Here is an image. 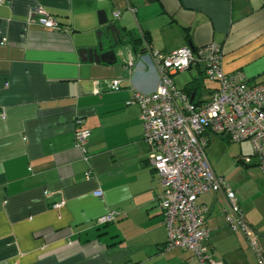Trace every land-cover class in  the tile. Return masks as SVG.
<instances>
[{
  "label": "crops",
  "instance_id": "obj_1",
  "mask_svg": "<svg viewBox=\"0 0 264 264\" xmlns=\"http://www.w3.org/2000/svg\"><path fill=\"white\" fill-rule=\"evenodd\" d=\"M31 7L48 12L59 28L42 27ZM102 13L126 36L106 46L114 53L110 64L87 54L99 32L108 33L99 24ZM127 34L140 39L135 50ZM212 42L222 48L226 74L263 82L264 0H0V264H192L190 252L162 251L166 231L155 202L161 188L146 163L139 107L127 102L135 91L158 86L145 45L169 53ZM171 78L178 90L196 86L197 104L216 88L201 64ZM114 80L117 92L109 91ZM79 128L88 132L85 155L74 145ZM206 136L208 162L227 178L231 169L207 153L218 136ZM237 200L245 222L257 228L245 214L247 202ZM198 203L209 208L204 245L211 257L259 264L245 238L227 226L224 196L209 192ZM114 210L124 217L97 225ZM258 230L264 254V225Z\"/></svg>",
  "mask_w": 264,
  "mask_h": 264
},
{
  "label": "built area",
  "instance_id": "obj_2",
  "mask_svg": "<svg viewBox=\"0 0 264 264\" xmlns=\"http://www.w3.org/2000/svg\"><path fill=\"white\" fill-rule=\"evenodd\" d=\"M130 11L135 12L133 8ZM30 15H38L39 24L46 29L59 28L52 15L40 7H31ZM119 15L117 11L113 16L117 19ZM144 49V55L157 71L158 86L152 93L135 91L127 104L139 107L142 141L148 148L146 163L161 188L155 202L161 210L166 231L162 251L190 252L192 264H219L204 245L210 233L206 226L209 208L199 204L198 198L209 192L220 193L228 204L227 226L245 238L258 263L264 264L259 233L245 222L236 193L225 177L213 172L206 156L208 133L232 143L248 142L251 157L257 160L264 175V81L250 85L241 72L226 74L222 69V48L213 42L169 53L151 51L147 45ZM193 64H201L205 79L216 84L205 103H193L184 91L174 86L171 78ZM128 65L133 66L131 60ZM119 90L120 81H112L109 91ZM0 118L5 119L1 109ZM87 136V131L76 130L74 145L84 155ZM244 162L249 163V158ZM90 174L86 172L85 178ZM94 195L102 197L100 191H95ZM123 217L121 211H109L96 223L102 226Z\"/></svg>",
  "mask_w": 264,
  "mask_h": 264
},
{
  "label": "rangeland",
  "instance_id": "obj_3",
  "mask_svg": "<svg viewBox=\"0 0 264 264\" xmlns=\"http://www.w3.org/2000/svg\"><path fill=\"white\" fill-rule=\"evenodd\" d=\"M106 35L108 33L103 36L104 41H107ZM211 150L214 161H219L218 167L231 169L232 173L226 174V180L228 184L233 185L238 199L247 202L245 214H248L252 221L258 224L257 228H252L260 233L258 228L264 225V219H260L262 218L260 215L264 216V175L258 167L257 160L251 157L250 144L248 142L232 143L228 139L218 137V143L211 144L207 153ZM247 158L251 165L244 162ZM254 205L259 208L257 212L254 211ZM256 213L260 215L257 216ZM262 231L261 229V233Z\"/></svg>",
  "mask_w": 264,
  "mask_h": 264
},
{
  "label": "water",
  "instance_id": "obj_4",
  "mask_svg": "<svg viewBox=\"0 0 264 264\" xmlns=\"http://www.w3.org/2000/svg\"><path fill=\"white\" fill-rule=\"evenodd\" d=\"M99 24L106 27V31L108 32V35H106V40H103L102 32H99V38L100 41L97 43L96 47L90 48L87 51V54L91 57V61H102L105 63H112L115 61L114 59V53L113 51H105L106 46L109 48L116 47L121 45L123 42H126V36L121 33L115 24L110 23L107 18L104 16V14H100L99 16ZM113 58V60H108V58Z\"/></svg>",
  "mask_w": 264,
  "mask_h": 264
},
{
  "label": "trees",
  "instance_id": "obj_5",
  "mask_svg": "<svg viewBox=\"0 0 264 264\" xmlns=\"http://www.w3.org/2000/svg\"><path fill=\"white\" fill-rule=\"evenodd\" d=\"M147 3H153L159 0H145ZM127 37L130 40V44L132 45V47L134 48V50L136 49V46L138 45V43L140 42V39L132 36L131 34H127ZM196 90V86H192L188 89H186L184 92L187 94V96L189 97V99H191V94ZM194 103V102H193ZM216 136V135H215ZM221 139H227L224 137H219Z\"/></svg>",
  "mask_w": 264,
  "mask_h": 264
}]
</instances>
